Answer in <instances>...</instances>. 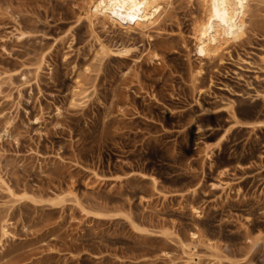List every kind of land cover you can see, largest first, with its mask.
<instances>
[{
  "label": "rangeland",
  "instance_id": "374dc122",
  "mask_svg": "<svg viewBox=\"0 0 264 264\" xmlns=\"http://www.w3.org/2000/svg\"><path fill=\"white\" fill-rule=\"evenodd\" d=\"M171 2L0 0V264H264V0L207 56Z\"/></svg>",
  "mask_w": 264,
  "mask_h": 264
},
{
  "label": "bare ground",
  "instance_id": "6f19581e",
  "mask_svg": "<svg viewBox=\"0 0 264 264\" xmlns=\"http://www.w3.org/2000/svg\"><path fill=\"white\" fill-rule=\"evenodd\" d=\"M171 1L90 0L89 9L94 16L102 15L113 23L124 20L140 29H150L149 26H153L161 19L162 14L166 12L165 5ZM251 1L201 0L204 16L194 34L198 51L206 56L211 55L223 42L229 40L235 28L242 23L246 8ZM195 264L199 262L196 261Z\"/></svg>",
  "mask_w": 264,
  "mask_h": 264
}]
</instances>
